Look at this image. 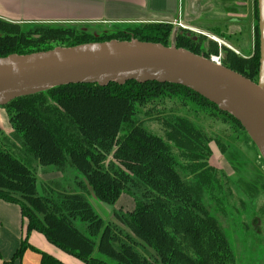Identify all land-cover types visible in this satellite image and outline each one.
<instances>
[{
	"label": "trees",
	"instance_id": "16d2710c",
	"mask_svg": "<svg viewBox=\"0 0 264 264\" xmlns=\"http://www.w3.org/2000/svg\"><path fill=\"white\" fill-rule=\"evenodd\" d=\"M255 12L259 20L258 0H255ZM60 25L71 24H31V28H23L25 25L0 19V57L53 49L29 37L41 30L58 31L53 26ZM258 28L257 23L255 31ZM172 32L173 25L168 23L136 24L94 38L82 33L66 47L114 39H137L172 47L169 40ZM201 45L200 39L186 33L177 34L174 44L210 58L211 52ZM257 53L249 60L238 57L242 60L238 63L248 62L252 66L249 73L235 67L234 55L227 56L222 64L253 80L260 68ZM162 90L203 100L244 129L232 114L193 90L157 81H129L123 85L113 82L107 86L67 84L18 97L0 106L8 110L13 129L9 136L0 129V200L20 206L28 233H42L53 245L87 264H165L176 256L191 264L232 263L234 257L227 236L205 210L208 195L222 205L224 201L216 195L224 185L200 150L198 141L204 139L202 133L177 120L174 126L182 135L180 141L172 133L165 140L148 132L141 120L133 118L140 99L151 96L149 91L157 96ZM172 143L178 149L177 154ZM46 166L55 167V172L63 175L74 168L84 179L73 186L53 176L42 180L40 193L38 170ZM181 168L192 169L193 176L189 179L193 182L184 180L179 172ZM136 188L145 190L143 196H150L141 197ZM124 195L131 196L135 206L121 212L115 207ZM104 204L111 207L116 219L130 226L133 234L124 232L112 218L105 216L101 210ZM185 216L192 217V224L181 228L179 222L183 223ZM172 220L177 221L176 236H171L166 228ZM259 221L257 218L256 224ZM188 236L198 246L192 256L180 249V244L185 243L182 239L187 240ZM137 239L152 246L159 260L143 257L135 249ZM29 248L41 254V264H66L36 250L29 244L28 236L8 264L21 259Z\"/></svg>",
	"mask_w": 264,
	"mask_h": 264
},
{
	"label": "rangeland",
	"instance_id": "374dc122",
	"mask_svg": "<svg viewBox=\"0 0 264 264\" xmlns=\"http://www.w3.org/2000/svg\"><path fill=\"white\" fill-rule=\"evenodd\" d=\"M186 1L190 3L192 8H195L196 3L200 2L198 8L196 5L197 13L192 14L190 11L191 13H186L185 17L188 22L187 27L192 28L194 31L181 28L179 25L176 27L173 25V32L169 36L172 47H175L176 35L186 33L194 39H200L202 41V49L211 52L210 57L218 56L221 58V62H223L224 59H227V56L234 55L237 58L236 61L231 60L234 62L235 67L247 70L246 72L249 73L252 66L248 62L238 63L237 61L249 60L257 52V54H260V29L258 28L256 31L253 28L251 29L253 23L254 27L257 23L259 24L256 12L255 14L251 13L250 21L247 20L249 24L246 21H241L240 23L232 21L231 18H237L238 20L241 17L233 16L232 14H230V17L227 14L235 10H239L243 14L246 10L245 0H242L244 3L241 6L239 5L238 8V4H234V0ZM31 27V25H25L23 28ZM55 27L58 28V31L41 30L34 32L29 38L42 41L44 43L43 46H50L55 49L57 47H66V45L74 40L76 35L80 36L82 33H86L94 38L107 31L122 30L131 26L112 28L107 26L93 27L82 25L53 26V28ZM258 37L259 46L257 45ZM213 38L229 45V48L239 55L229 52L232 50L227 48L226 45H221L220 42L215 41ZM198 55L204 56L202 53ZM238 57L242 60L238 59ZM231 60L227 62H232ZM259 72L260 68L257 75L252 78L254 82H258ZM149 94L151 96L140 99L137 102V112L133 116L134 119L141 120L142 125L148 132L161 136L165 140L167 139V134L172 133L175 140L180 141L182 135L175 129L174 121L181 120L196 127L202 133L204 139L201 142L198 141L200 150L205 153L208 165L212 167L213 173L217 178L221 179L224 185V189L218 191L216 195L217 199L221 202L224 201L222 205L219 206L216 199L214 198V201H212L208 195L205 199V210L221 225V229H223L224 234L228 238L227 240L230 243L234 257L231 264H264V158L257 146L253 143L247 132L231 117L220 113L217 108L203 100L193 99L190 96L186 97V95L177 94L169 90H162L157 96L153 95L152 91H149ZM2 109L4 115L3 117L0 115V129L9 136L13 132L12 125L8 110ZM171 118L172 120L167 121ZM188 135L190 136L189 133ZM171 147L175 154H177L178 149L175 147V144L172 143ZM55 171V167L53 166L39 168L40 181L38 182V187L40 193H42V180L53 176L57 177L56 180L65 184H72L73 186H76V181L84 179L81 173L74 168L67 170L64 175ZM179 172L185 181L188 178V182H193L189 179L193 176L192 169L181 168ZM144 192L145 190L136 188V193L141 197L150 196L147 194L143 196ZM101 206V210L105 213V216L112 218L115 225L122 228L124 232H131L133 234L130 226L113 216L109 205L104 204ZM134 206V199L129 195H124L115 208L118 211L124 212L131 210ZM257 218L260 220L258 224L255 222ZM182 220L183 223L179 222V226L184 228L186 225L192 224L193 219L190 216H185ZM175 227H177V221L175 220L170 221L166 226L171 236L177 235ZM182 240L185 243L184 245L180 244V249L182 252L192 256L193 249H198V246L196 247L190 236L187 237V240ZM137 242L138 244L135 249L143 257H147L148 260H154L155 262L159 260V255L152 246L138 239ZM215 259L217 260L218 257L216 256ZM167 262L165 264H191L190 262L178 259L177 256Z\"/></svg>",
	"mask_w": 264,
	"mask_h": 264
},
{
	"label": "water",
	"instance_id": "95a60500",
	"mask_svg": "<svg viewBox=\"0 0 264 264\" xmlns=\"http://www.w3.org/2000/svg\"><path fill=\"white\" fill-rule=\"evenodd\" d=\"M258 9V82L185 48L114 39L0 57V106L67 84L175 83L232 114L264 158V0H258Z\"/></svg>",
	"mask_w": 264,
	"mask_h": 264
},
{
	"label": "crops",
	"instance_id": "0c3cea01",
	"mask_svg": "<svg viewBox=\"0 0 264 264\" xmlns=\"http://www.w3.org/2000/svg\"><path fill=\"white\" fill-rule=\"evenodd\" d=\"M241 6L242 0H234ZM253 3V4H252ZM187 4V5H186ZM195 5V3H193ZM199 3H196L197 8ZM246 10L228 12L227 15L241 17L234 22H249L254 11V0H245ZM186 0H0V19L21 25L71 24L82 26L118 27L136 24L168 23L175 27L194 31L187 27L186 13L196 14ZM187 6V7H186ZM234 9V8H233ZM191 11V12H190ZM194 12V13H193ZM231 21V22H232ZM181 23V24H179ZM255 29L254 23L251 29ZM220 42L218 39L213 38ZM221 45H229L220 42ZM3 117V109L0 108ZM36 250L47 252L66 264H87L59 250L40 232H27L26 220L18 204L0 200V264L12 261L23 239ZM13 264H41V254L29 248Z\"/></svg>",
	"mask_w": 264,
	"mask_h": 264
},
{
	"label": "built area",
	"instance_id": "2783aa9c",
	"mask_svg": "<svg viewBox=\"0 0 264 264\" xmlns=\"http://www.w3.org/2000/svg\"><path fill=\"white\" fill-rule=\"evenodd\" d=\"M211 59L218 64H222L221 58L218 56H212Z\"/></svg>",
	"mask_w": 264,
	"mask_h": 264
},
{
	"label": "flooded vegetation",
	"instance_id": "af4514ba",
	"mask_svg": "<svg viewBox=\"0 0 264 264\" xmlns=\"http://www.w3.org/2000/svg\"><path fill=\"white\" fill-rule=\"evenodd\" d=\"M211 58V57H210Z\"/></svg>",
	"mask_w": 264,
	"mask_h": 264
}]
</instances>
